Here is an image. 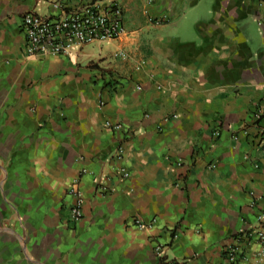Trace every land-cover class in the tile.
I'll list each match as a JSON object with an SVG mask.
<instances>
[{
    "label": "crops",
    "instance_id": "1",
    "mask_svg": "<svg viewBox=\"0 0 264 264\" xmlns=\"http://www.w3.org/2000/svg\"><path fill=\"white\" fill-rule=\"evenodd\" d=\"M117 1L124 33L67 57L0 0V264H222L264 218V1Z\"/></svg>",
    "mask_w": 264,
    "mask_h": 264
},
{
    "label": "built area",
    "instance_id": "2",
    "mask_svg": "<svg viewBox=\"0 0 264 264\" xmlns=\"http://www.w3.org/2000/svg\"><path fill=\"white\" fill-rule=\"evenodd\" d=\"M46 6L47 11L41 13L32 10L22 18V32L25 37V52L28 56L43 54L70 57L81 46L92 43H105L120 37L124 33V9L117 0L106 6L89 3L85 0H34ZM264 1V0H262ZM154 0H149V3ZM259 25L264 24V14L258 17ZM264 115V112L262 113ZM107 126L120 130V125L107 123ZM247 134V132H245ZM259 145L264 152V130L259 134ZM123 150L117 156L121 158ZM179 165H182L180 162ZM257 167V166H256ZM123 178H128L125 169L119 170ZM103 187L98 184V189ZM77 201L70 210V220L78 222L82 218L83 198L79 190L72 189ZM140 228L147 226L140 219L135 221ZM257 241L260 245L254 264H264V218L261 217L255 228L241 231L235 243L225 252L222 264H240L245 258L246 246ZM160 254L163 253L159 249Z\"/></svg>",
    "mask_w": 264,
    "mask_h": 264
}]
</instances>
